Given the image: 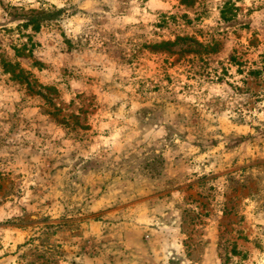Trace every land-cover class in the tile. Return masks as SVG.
Returning <instances> with one entry per match:
<instances>
[{
	"label": "rangeland",
	"instance_id": "obj_1",
	"mask_svg": "<svg viewBox=\"0 0 264 264\" xmlns=\"http://www.w3.org/2000/svg\"><path fill=\"white\" fill-rule=\"evenodd\" d=\"M0 264H264V0H0Z\"/></svg>",
	"mask_w": 264,
	"mask_h": 264
}]
</instances>
